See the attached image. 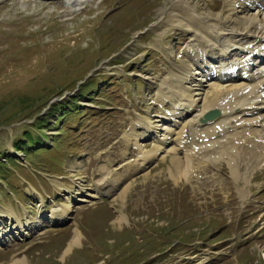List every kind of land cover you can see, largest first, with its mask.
I'll use <instances>...</instances> for the list:
<instances>
[{
  "label": "rangeland",
  "instance_id": "rangeland-1",
  "mask_svg": "<svg viewBox=\"0 0 264 264\" xmlns=\"http://www.w3.org/2000/svg\"><path fill=\"white\" fill-rule=\"evenodd\" d=\"M72 1L0 0V231L13 215L29 225L5 232L0 264H264V165L248 184L224 159L175 181L169 154L142 167L126 138L143 133L141 117L172 111L176 84L164 83L190 59L189 33L167 13L178 2ZM187 1L206 16L224 3ZM227 58L215 51L208 64ZM33 135L30 151L14 149ZM106 171L116 183L79 200ZM76 230L81 243L63 255Z\"/></svg>",
  "mask_w": 264,
  "mask_h": 264
},
{
  "label": "bare ground",
  "instance_id": "bare-ground-1",
  "mask_svg": "<svg viewBox=\"0 0 264 264\" xmlns=\"http://www.w3.org/2000/svg\"><path fill=\"white\" fill-rule=\"evenodd\" d=\"M175 1L178 3H172L167 13L177 17V26L189 33L185 44L189 62L180 65L178 75L166 79L167 83L176 84V90L172 88L168 92L172 94L169 101H173L172 111L164 112L163 116L141 117L143 133L128 135L127 141L138 150L142 167L153 158L165 159L169 154L168 172L175 181L181 177L189 181L195 170L224 159L233 178L248 184L253 172L264 165V0H224L222 11L210 16L199 13L187 0ZM79 2L73 0L71 5ZM215 51L229 61L216 68L210 66L208 60ZM161 96L169 98L165 94ZM213 109L217 111L216 117L206 120L205 114ZM142 138L151 139L149 151L143 149ZM108 181L116 183L113 174L106 171L95 190L84 193L79 200L92 205L95 203L92 199L98 198V189ZM129 186L123 187L120 198H124ZM246 192L239 191L244 198ZM71 196L65 198L70 200ZM71 207L68 201L53 217H62ZM13 216L14 223L0 231V237L2 232L29 228L27 218L23 221L20 216ZM122 221L116 218L118 224ZM78 231L63 255L81 243L82 235ZM11 264L28 263L23 257Z\"/></svg>",
  "mask_w": 264,
  "mask_h": 264
},
{
  "label": "trees",
  "instance_id": "trees-1",
  "mask_svg": "<svg viewBox=\"0 0 264 264\" xmlns=\"http://www.w3.org/2000/svg\"><path fill=\"white\" fill-rule=\"evenodd\" d=\"M78 98H74V99H72L68 104H67V109L69 110V109H71V108H68V107H71V106H73V104L74 103H76V100H77ZM58 109V108H57ZM57 111H59V110H57ZM41 123H43V120H40V121H38L37 122V125H38V127H40V129L39 130H42V125L43 124H41ZM26 133H28V132H26ZM30 138H31V140H29L27 137H25V136H23L22 137V139H21V141H16V142H14V148L16 149V150H19V151H21L22 153H24V152H26V151H30L29 149H28V146H32V145H34V144H39V142H41V140L39 139V135H33V136H30ZM2 161H0V163H1ZM3 163V162H2Z\"/></svg>",
  "mask_w": 264,
  "mask_h": 264
},
{
  "label": "water",
  "instance_id": "water-1",
  "mask_svg": "<svg viewBox=\"0 0 264 264\" xmlns=\"http://www.w3.org/2000/svg\"><path fill=\"white\" fill-rule=\"evenodd\" d=\"M216 115H217V111L216 110H211V111H209V112H207L205 114V119L206 120H210V119L216 117Z\"/></svg>",
  "mask_w": 264,
  "mask_h": 264
}]
</instances>
